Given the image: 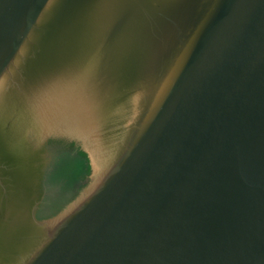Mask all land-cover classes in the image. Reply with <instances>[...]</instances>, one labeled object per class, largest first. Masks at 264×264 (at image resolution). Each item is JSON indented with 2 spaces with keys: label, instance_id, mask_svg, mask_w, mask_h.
<instances>
[{
  "label": "water",
  "instance_id": "1",
  "mask_svg": "<svg viewBox=\"0 0 264 264\" xmlns=\"http://www.w3.org/2000/svg\"><path fill=\"white\" fill-rule=\"evenodd\" d=\"M0 264H264V0H0Z\"/></svg>",
  "mask_w": 264,
  "mask_h": 264
},
{
  "label": "trees",
  "instance_id": "2",
  "mask_svg": "<svg viewBox=\"0 0 264 264\" xmlns=\"http://www.w3.org/2000/svg\"><path fill=\"white\" fill-rule=\"evenodd\" d=\"M38 172L41 198L36 216L48 219L67 204L87 182L90 166L86 155L73 143L49 142Z\"/></svg>",
  "mask_w": 264,
  "mask_h": 264
}]
</instances>
